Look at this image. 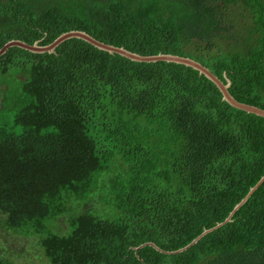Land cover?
<instances>
[{"label":"trees","instance_id":"obj_1","mask_svg":"<svg viewBox=\"0 0 264 264\" xmlns=\"http://www.w3.org/2000/svg\"><path fill=\"white\" fill-rule=\"evenodd\" d=\"M70 30L189 57L264 110V0H0V47ZM0 88V226L36 236L49 264H264V181L186 250H135L184 247L264 174V119L197 71L73 38L7 49Z\"/></svg>","mask_w":264,"mask_h":264},{"label":"water","instance_id":"obj_2","mask_svg":"<svg viewBox=\"0 0 264 264\" xmlns=\"http://www.w3.org/2000/svg\"><path fill=\"white\" fill-rule=\"evenodd\" d=\"M79 39L87 44L91 45L92 47L107 52L109 54H116L119 55L123 58H126L130 61L134 62H139V63H153V62H167V63H175V64H180L186 67H189L195 71L198 72L199 75L204 76L207 80H209L219 91L221 95V100L224 101L226 104L231 106L232 108H235L237 110L243 111L247 114H252L258 117H261L264 119V110L261 108H258L253 105L241 103L237 100H235L230 93L228 92V88L230 86L229 80L223 75L225 82L223 83L218 79L209 69H207L205 66L200 64L199 62L189 58V57H183V56H178V55H173V54H156V55H148V56H142L139 54H136L134 52H130L122 47H115L109 44H105L103 42H100L87 33L79 30H70L67 32H64L57 36L52 42H50L47 45L40 46L36 42H34L31 45H28L22 41L19 40H9L5 44L0 47V56L3 55L7 49L11 47H17L23 50H26L31 53H54L55 48L62 43L65 40L68 39ZM264 181V174L259 178V180L249 188L247 193L240 199V201L232 208V210L229 212L227 217L220 223H217L215 226L209 229L203 230L198 236H196L190 243L185 245L182 248H179L175 251H163L159 249L156 245H154L151 242L143 243L139 245L138 247L135 248V250H138L139 248L143 246H150L154 250L164 253V254H174V253H180L184 250H186L188 247L191 245L195 244L202 236L205 234L211 232L212 230H215L222 226L223 224L231 221V217L235 211H237L249 198V196L257 189V187Z\"/></svg>","mask_w":264,"mask_h":264},{"label":"rangeland","instance_id":"obj_3","mask_svg":"<svg viewBox=\"0 0 264 264\" xmlns=\"http://www.w3.org/2000/svg\"><path fill=\"white\" fill-rule=\"evenodd\" d=\"M9 119L10 113L6 116L5 121ZM89 206L97 211L100 210V206L96 200L90 202ZM63 227L64 219L60 218L56 225H54L53 230L61 233ZM0 258L8 262V264H49L43 257L36 236H22L2 226H0Z\"/></svg>","mask_w":264,"mask_h":264}]
</instances>
